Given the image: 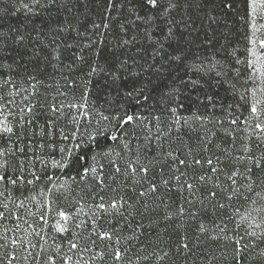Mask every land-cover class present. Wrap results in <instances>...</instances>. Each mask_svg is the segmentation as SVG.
Masks as SVG:
<instances>
[{"label":"snow or ice","instance_id":"obj_1","mask_svg":"<svg viewBox=\"0 0 264 264\" xmlns=\"http://www.w3.org/2000/svg\"><path fill=\"white\" fill-rule=\"evenodd\" d=\"M0 264H264V0H0Z\"/></svg>","mask_w":264,"mask_h":264}]
</instances>
